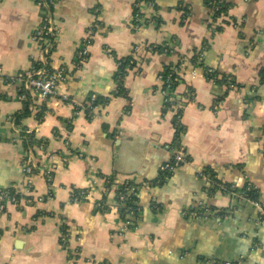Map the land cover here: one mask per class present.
Listing matches in <instances>:
<instances>
[{
    "label": "crops",
    "instance_id": "0c3cea01",
    "mask_svg": "<svg viewBox=\"0 0 264 264\" xmlns=\"http://www.w3.org/2000/svg\"><path fill=\"white\" fill-rule=\"evenodd\" d=\"M218 1L216 18L209 0L141 1L149 20L135 27V0H57L51 66L64 79L45 101L27 91L30 114L15 124L25 96L4 79L40 62L32 36L41 10L0 0V188L20 191L25 181L19 129L37 140L29 200L0 210V264H264V222L240 195L253 187L264 206V0ZM127 57V92L117 95V59ZM168 67L181 78L171 95L184 101L187 162L161 179L176 150L174 113L162 111ZM91 96L107 101L87 117ZM124 183L135 186L133 207L119 212ZM80 189L89 194L75 202Z\"/></svg>",
    "mask_w": 264,
    "mask_h": 264
},
{
    "label": "built area",
    "instance_id": "2783aa9c",
    "mask_svg": "<svg viewBox=\"0 0 264 264\" xmlns=\"http://www.w3.org/2000/svg\"><path fill=\"white\" fill-rule=\"evenodd\" d=\"M35 4L39 7L41 10V17H40V24L33 32L32 39L39 43L42 51V58L40 62L38 63V67L33 65L29 71L26 73H19L17 76L10 77L9 80H5L6 82H12L14 84H17L20 86L21 83H23L25 90L32 92L36 95V97L41 100L45 101L50 96H53L57 92L58 84L64 79L65 72L63 68H54L51 66V53L54 48V41L59 33V27L56 24L52 11L55 7V4L57 0H33ZM210 4H212L211 8L212 10L217 8L215 6L216 0H209ZM145 19H147L144 16H137V14L132 13L131 20H135V23L133 22L135 27H138L141 23L145 22ZM95 25H91L88 29V39L85 40V44H88L90 42V35L95 32ZM260 33L264 34V29L259 31ZM84 53V51H82ZM198 59H200V55L198 56ZM176 69L172 68L170 69L169 73L166 75V78L162 80L167 82L171 79V76L173 74V81H176L179 78V75L176 73ZM210 70H205L202 73L205 75L206 73H209ZM195 73V71H192V74ZM170 86V83L167 84V87ZM172 94V90L170 91ZM163 95V103L167 104V111H171L172 113H175L177 109L179 108L178 105L174 103V97L172 95L168 96L164 93V90H162ZM24 94H21L20 97H23ZM94 97L91 96V100ZM22 132L21 129H19V136L18 138H15L13 140L22 142L27 139V136L25 134L20 133ZM262 140H263V151H264V128L262 132ZM25 158L23 159V174L25 176V181L23 183V187L20 188L21 190L14 191L12 189H3L0 188V210L4 209V206L6 203H11L14 205L22 204L23 201L29 200L27 195L31 191V174L33 172V156L30 152V149L25 150ZM187 162V158L184 155L181 148H178L174 151V153L171 155V157L162 163L160 165V173H161V179L168 177L169 174H171L174 170L181 167L183 164ZM207 176V175H205ZM135 188L134 185L131 183H124L121 188V192L118 195L119 201H126L129 199L133 193V189ZM249 187H247L248 189ZM24 190L25 192H22ZM26 193V194H25ZM89 194V191L87 189H80L77 191H74L72 194V200L75 202H79L83 200L85 197H87ZM29 195V194H28ZM241 197H243L246 201L251 202L253 205H255L257 211H258V221L264 222V206L259 204L257 200L252 199L248 196L247 193H240ZM97 208L100 210L102 214H106L109 211V204H107L105 201H99L96 202ZM127 225L128 221L125 222V225L121 228V231L126 233L127 232ZM62 239V236L60 237ZM223 264H235L231 262H225Z\"/></svg>",
    "mask_w": 264,
    "mask_h": 264
},
{
    "label": "trees",
    "instance_id": "16d2710c",
    "mask_svg": "<svg viewBox=\"0 0 264 264\" xmlns=\"http://www.w3.org/2000/svg\"><path fill=\"white\" fill-rule=\"evenodd\" d=\"M141 1H145V3H150L151 0H135L134 4H133V13L134 14H137V16H143V14L140 12V7L138 6L139 2ZM212 6V4H211ZM215 6L217 7L216 9L214 8L213 9V13H214V17H218L219 15H221V13H224L225 10H224V4L223 2H219L218 0H216L215 2ZM149 20L148 19H145V21ZM133 22L135 23V20H133ZM171 50V48L167 47V46H164V45H157L155 47L152 48V51H156V52H169ZM200 54V51H198L197 53L194 52L190 57H189V60L191 62H195L197 60V57L199 56ZM180 58V57H179ZM131 57H127V58H123V59H117V63H118V70L117 72L114 74V78L117 80L116 82V90H115V93L117 95H123L125 96L126 95V92L127 90L125 89L123 83H124V80H123V76H124V73H125V69L126 67H132L133 64H131ZM202 65V64H201ZM36 67H38V64L36 63L35 64ZM203 66V65H202ZM203 68H207L205 66H203ZM170 71V68L168 67L166 70L164 69V72L162 73V78L165 79L166 78V75L169 73ZM178 75V74H177ZM206 76H211V77H214L215 76V73L210 71V73H206ZM261 76V79L263 80L264 79V73L261 72L260 74ZM173 74L171 76V79L167 82L163 81L162 80V84H161V89L164 90V93L168 96L171 95V90L173 91L174 87L176 86V84L179 82V80H181V78L179 77L176 81H173ZM10 77H7L5 78V80H9ZM225 83H227L228 85L231 84V81H228V80H224ZM170 83V86L167 87V84ZM18 95H21V94H24L25 96V99L22 101V108L20 110V113H15L14 116H13V120H14V123L15 124H19L21 119L29 116L30 114V109H29V105L31 104V96L29 95V93H27V90H25L24 88V85L23 83L20 84V86H18ZM89 101L85 104V113L87 115V117L90 116V112H91V109L93 107H97V106H103L107 99L102 97V96H95L92 100H91V97H88ZM87 99V100H88ZM174 103L176 105L179 106V108L177 109V111L173 114V124H174V127H175V135H174V140L173 142H171L170 146L171 147H175V149H178L180 146H179V137H180V134L183 132V129L184 127L181 125V123L179 122V116H180V112H181V107L182 105L184 104V101H181L174 97ZM162 111L163 112H166L167 111V104H164L162 105ZM40 116H42V112L38 114V118L40 119ZM22 134H25L27 136V139L23 141V147L25 149H30V147L33 145V143H35V141H37L35 138H34V135L29 132L28 130H23L21 132ZM170 175V174H169ZM168 175V176H169ZM247 187L249 186H243L241 187L240 189V192L241 193H247L248 196L252 199H255L257 200V197H256V189L253 188V187H249L247 189ZM102 202H104V200H102ZM132 202H133V196L131 195V197L129 199H127L126 201H118L116 202V209L117 211L119 212H124L125 208L123 207V204H125V207H129L132 208Z\"/></svg>",
    "mask_w": 264,
    "mask_h": 264
}]
</instances>
